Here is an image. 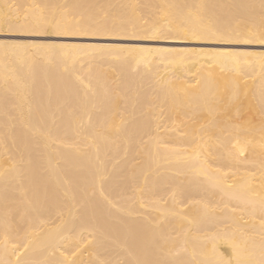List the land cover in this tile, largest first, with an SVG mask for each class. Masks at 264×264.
<instances>
[{
  "label": "bare ground",
  "instance_id": "1",
  "mask_svg": "<svg viewBox=\"0 0 264 264\" xmlns=\"http://www.w3.org/2000/svg\"><path fill=\"white\" fill-rule=\"evenodd\" d=\"M2 27L264 37V0H0ZM197 52L0 41V264H264V56L207 50L201 64ZM153 99L166 119H131L153 113ZM242 102L258 114L220 117ZM135 159L188 162L219 191L185 190L177 172L175 208L151 179L131 203V182L145 184ZM197 193L206 202L174 242L161 223L176 224L170 211ZM139 205L155 218H137Z\"/></svg>",
  "mask_w": 264,
  "mask_h": 264
},
{
  "label": "rangeland",
  "instance_id": "2",
  "mask_svg": "<svg viewBox=\"0 0 264 264\" xmlns=\"http://www.w3.org/2000/svg\"><path fill=\"white\" fill-rule=\"evenodd\" d=\"M138 17L141 18V22L145 21V16L141 12ZM0 41H13V42H44V43H50V44H59V43H70V44H95V45H127V46H145V47H173L178 49H193L198 51L196 55V59H194V62H199L201 64H208V61H206L207 57L206 55L198 54L201 51H220V50H234V51H240L243 52V55L246 56H264V37H250V36H241L236 37L233 39H197V38H189L187 36L182 35H173L169 36L168 34H148V33H129L128 31L122 32L116 29H102V30H93V31H67L63 33H56V32H48V31H30L23 30V31H13L9 30L8 28L2 27V30H0ZM242 54L240 56H243ZM220 59H225L224 56H219ZM196 60V61H195ZM223 63H221L222 65ZM179 63H177L174 66H163L164 70L163 72L167 71H174V73H177ZM162 68V69H163ZM162 72V73H163ZM254 76L244 74L243 81H253ZM190 84H193L194 81L189 82ZM244 101V100H243ZM153 107L155 111L153 113H150L149 111L145 110V114H130L131 119H143L145 121H155L157 118L162 120L166 119V117L170 114L168 112V108L164 103H161L160 101H156L153 99ZM243 103V102H242ZM244 105V103L242 104ZM245 106V107H244ZM240 111L237 114H221L220 117L223 115L229 122L234 119H239L242 116L248 115V114H258L254 109H252L250 106H247V103H245ZM176 114V113H175ZM183 121H190L192 119L191 114H185L184 117H182ZM167 145V144H165ZM161 146V144L159 145ZM169 146V145H167ZM154 150V149H153ZM168 150V149H167ZM136 151V150H134ZM129 153H133V149L128 150ZM148 153H152L153 151L151 149H148L146 151ZM120 153H123L122 149ZM122 155V154H120ZM124 159V158H123ZM120 159V160H123ZM110 162H106V168L109 167ZM133 165L137 164V168L142 169L139 172V175L144 173L145 177V184L142 186L143 182L140 184L141 179L135 178V180L131 183L134 185V188H132V185L130 186L131 192L128 195V200L131 203L137 204L138 200L135 197V190L137 191H143L144 195L147 193L148 187L147 184L149 183V180H156L160 181L164 188V190L161 195L159 196L161 207L166 208H175L176 201L179 200L177 198L178 190L177 188L171 185L170 181V175L177 173L176 176V182L179 183L181 187L184 186L185 190L191 189V184H195L196 186L202 187L204 190H212V192L217 193L216 191H219L218 188L212 186V187H205L206 184H208V181H204L203 174L200 171H193L188 162H182V163H175L172 160H163L160 163H150L148 159L143 161L142 159H135L131 162ZM131 165V164H130ZM132 166V165H131ZM203 168V167H202ZM178 169V170H177ZM204 169V168H203ZM144 170V172H143ZM185 170H190V172H184ZM205 170V169H204ZM126 171V166L122 165L121 168L116 170V174H118V178L124 174L123 172ZM224 171V170H223ZM122 178V176H121ZM137 179V180H136ZM136 181V182H135ZM165 181V182H164ZM137 183V185H135ZM116 201L123 202L125 199L124 197H115ZM148 206L149 201L147 198H142L141 202H143ZM180 201V200H179ZM179 207H176V211H170V213L174 214L176 216L177 223L173 224L171 223V219L166 222L162 221L161 226L162 227H169L172 236L171 238L174 239V242H179V229L175 225L182 227V229H185L187 227L188 222L187 218L194 215V211L199 209V205L202 203H205V198L200 195L199 193L196 194V196L190 200V198L184 200ZM137 206V205H136ZM142 206H138V212L137 218H141L142 216L148 217L152 216L155 218L156 211L158 212V209L152 208V207H146L141 208ZM141 208V209H140ZM201 210V209H200ZM199 211V210H198ZM192 213V214H189ZM189 214V215H188ZM178 215V217H177ZM140 216V217H139ZM193 217V216H192ZM196 216L194 215V218ZM177 218H180L177 219ZM186 220H184V219ZM186 222V223H185ZM182 225H181V224ZM187 224V225H186ZM173 226V227H171ZM184 227V228H183ZM176 230H175V229ZM180 229V230H182Z\"/></svg>",
  "mask_w": 264,
  "mask_h": 264
}]
</instances>
